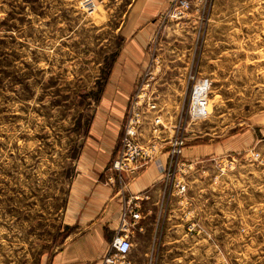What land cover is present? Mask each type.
<instances>
[{
    "label": "rangeland",
    "instance_id": "rangeland-1",
    "mask_svg": "<svg viewBox=\"0 0 264 264\" xmlns=\"http://www.w3.org/2000/svg\"><path fill=\"white\" fill-rule=\"evenodd\" d=\"M168 4L0 0V264H48L74 230L64 205L82 139L111 65L144 28L150 69L156 54L178 58L173 71L160 67L149 77L139 139L160 131L182 136L186 150L220 144L193 159L182 154L191 163L180 174L195 222L193 253L132 248L130 257L135 264H264V0H191L185 15L170 18ZM180 57L212 79L206 118L187 114ZM173 81L185 89L170 93ZM160 234L142 245H159Z\"/></svg>",
    "mask_w": 264,
    "mask_h": 264
},
{
    "label": "crops",
    "instance_id": "crops-1",
    "mask_svg": "<svg viewBox=\"0 0 264 264\" xmlns=\"http://www.w3.org/2000/svg\"><path fill=\"white\" fill-rule=\"evenodd\" d=\"M150 35L151 31L144 28L130 41L126 40L122 48L124 52L118 54L108 72L81 142L76 172L64 205V218L68 224L74 225V230L52 251L48 264H94L99 261L108 250L113 234L120 227L124 211L129 220L133 214H139V224L143 229L136 225L132 237V248H137L139 253L180 255L194 251V234L187 230L188 218L182 215L184 201H180L179 195L169 192L155 162L134 178L121 181L117 177L115 182L107 179L109 165L119 147L130 97L140 73L147 65L144 52L151 39ZM177 58L161 54V67L164 70L160 74L173 71ZM180 58L185 64L179 65V72L186 75L190 59ZM178 82L183 87H179ZM178 82H172L170 93H179L185 89L183 82ZM219 144H205L197 149L183 148V156L193 159L199 150L213 152ZM160 157L166 161L168 151L164 150ZM186 195L189 200L188 190ZM186 207L189 208V201ZM156 231H161L159 245H142L145 237L148 240L156 238Z\"/></svg>",
    "mask_w": 264,
    "mask_h": 264
},
{
    "label": "built area",
    "instance_id": "built-area-1",
    "mask_svg": "<svg viewBox=\"0 0 264 264\" xmlns=\"http://www.w3.org/2000/svg\"><path fill=\"white\" fill-rule=\"evenodd\" d=\"M87 1V0H86ZM191 4V0H169V4L165 7L163 15L168 18L172 16L181 17L187 13ZM154 40V39H153ZM156 41V40H155ZM151 61L155 64L152 70L147 65L141 72L142 78L139 81L137 91L129 100V105L126 113V119L123 126V133L114 157L109 165V173L107 179L109 182H115L118 177L121 181L126 178H134L138 173L155 162L161 173L163 174L165 184L170 193H175L180 196V201L188 204L187 190L188 183L182 175L181 170L185 166H190L186 159L182 157V151L185 145V139L179 135L162 137L160 131L153 134L151 138L145 141L139 139L144 126V110L141 106L139 98L146 93L149 85V77L151 73L160 69L161 54L153 56ZM186 88H189V103L187 106V114L190 119L206 118L212 110L211 102V86L212 79L207 75H202L197 66L191 60V65L186 71ZM158 118V117H156ZM157 119H155L156 121ZM161 121V120H157ZM153 131L157 130V123L153 122ZM167 150L168 158L163 161L160 157L161 153ZM136 204V203H134ZM187 206V205H186ZM185 206L182 215L188 218L187 230L194 234L195 222L192 215V209ZM166 209V206H165ZM124 211L123 219L120 227L115 231L109 242V247L102 258L94 264H135L130 257V251L133 244V233L136 225L143 229L139 224V214H133L131 220Z\"/></svg>",
    "mask_w": 264,
    "mask_h": 264
},
{
    "label": "trees",
    "instance_id": "trees-1",
    "mask_svg": "<svg viewBox=\"0 0 264 264\" xmlns=\"http://www.w3.org/2000/svg\"><path fill=\"white\" fill-rule=\"evenodd\" d=\"M112 66V65H111ZM111 68V67H110ZM108 76V75H107ZM107 76H106V78H105V81H106V79H107ZM105 83V82H104ZM103 86H104V84H103ZM103 90V87H102V89H101V91Z\"/></svg>",
    "mask_w": 264,
    "mask_h": 264
}]
</instances>
